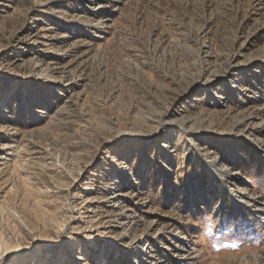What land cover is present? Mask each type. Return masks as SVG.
Instances as JSON below:
<instances>
[{"label": "rangeland", "instance_id": "374dc122", "mask_svg": "<svg viewBox=\"0 0 264 264\" xmlns=\"http://www.w3.org/2000/svg\"><path fill=\"white\" fill-rule=\"evenodd\" d=\"M0 241L264 264V0H0Z\"/></svg>", "mask_w": 264, "mask_h": 264}, {"label": "bare ground", "instance_id": "6f19581e", "mask_svg": "<svg viewBox=\"0 0 264 264\" xmlns=\"http://www.w3.org/2000/svg\"><path fill=\"white\" fill-rule=\"evenodd\" d=\"M235 174H238L237 172H235ZM226 175V174H225ZM0 246L2 247V250H7V245L3 244L2 241H0ZM4 248V249H3Z\"/></svg>", "mask_w": 264, "mask_h": 264}]
</instances>
